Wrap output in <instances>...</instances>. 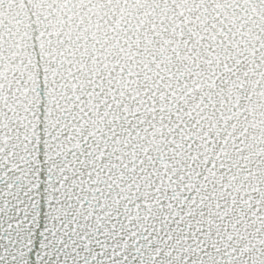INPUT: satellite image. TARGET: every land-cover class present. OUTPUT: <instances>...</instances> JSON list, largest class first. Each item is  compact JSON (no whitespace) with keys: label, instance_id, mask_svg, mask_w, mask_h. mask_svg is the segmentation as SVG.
<instances>
[{"label":"snow or ice","instance_id":"6c2138e0","mask_svg":"<svg viewBox=\"0 0 264 264\" xmlns=\"http://www.w3.org/2000/svg\"><path fill=\"white\" fill-rule=\"evenodd\" d=\"M0 264H264V0H0Z\"/></svg>","mask_w":264,"mask_h":264}]
</instances>
